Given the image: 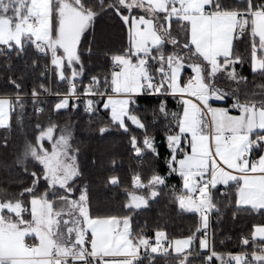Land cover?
I'll use <instances>...</instances> for the list:
<instances>
[{
    "label": "snow or ice",
    "instance_id": "1",
    "mask_svg": "<svg viewBox=\"0 0 264 264\" xmlns=\"http://www.w3.org/2000/svg\"><path fill=\"white\" fill-rule=\"evenodd\" d=\"M105 18L119 22L127 43L106 54L107 70L93 72L96 25ZM0 57L12 90L0 92V129L10 135L17 112L20 126L29 101L37 117L47 96L56 97L54 115L83 102L88 128L100 138L126 136L133 159L157 161L167 150L166 173L133 172L132 187L144 194L128 193L123 208L148 209L167 195L196 217L186 236L171 239L159 227L151 236L135 231L130 214H99L73 125L49 117L4 165L0 264H264V223L241 236L238 253L210 244L213 215L264 216V0H0ZM13 58L23 61L18 76ZM144 95L159 100L151 120L136 103ZM110 163L115 172L116 158ZM173 176L179 185H169ZM106 183L119 187L121 177Z\"/></svg>",
    "mask_w": 264,
    "mask_h": 264
},
{
    "label": "trees",
    "instance_id": "2",
    "mask_svg": "<svg viewBox=\"0 0 264 264\" xmlns=\"http://www.w3.org/2000/svg\"><path fill=\"white\" fill-rule=\"evenodd\" d=\"M95 42L93 44L94 55L88 62L89 68L93 72H101L107 70L109 65L106 61V54L111 51L118 50L122 44L127 43V37L118 21L103 19L96 25ZM89 41L93 40V34H89ZM240 51L244 52V46L241 45ZM4 57H0V92H11L10 87H6L4 78L9 73L3 68ZM43 64L44 61L41 60ZM13 72L11 75L18 76L24 71L23 61H18L15 58L11 60ZM244 74L252 79L248 65L243 68ZM87 80H85V83ZM32 86V77L29 75L27 80L26 91ZM51 87L55 89L57 85L53 81ZM63 91V86H60ZM46 103L42 106L45 112L37 117L34 114L33 107L29 101L24 109L22 124L16 123L17 113L12 115V128L9 133L4 129H0V137L9 135V146L7 149L0 148V191L8 188L5 181L9 180V170L5 169L4 165L11 163L14 159L15 150L23 146L25 138L32 139L36 134L34 125L37 121L42 124H47L49 117L60 125L66 122H71L75 129V144L79 145L81 152L79 163L84 172L85 181L90 182L93 193V205L101 215L108 214H130L133 217V228L135 231L143 229L145 233L151 236L155 229L162 228L166 230L169 238L176 239L184 237L188 234L189 229L194 225L196 217L192 214L180 213L170 197L162 196L158 201L152 202L148 209L138 210L128 213L123 205L128 201V193L135 192L144 194L142 190L134 189L131 184V175L134 171H139L144 178L151 175L153 168L157 169L161 174L167 172L166 157L167 150L164 147L160 148V159L153 161L150 157H145L143 162L132 158L127 151L128 138L119 133L107 135L100 138L97 134L88 128V115L83 111V102L81 108L76 112L61 113L54 115L50 109L56 102L55 96H47ZM136 103L139 105L141 114L147 111V118L152 119L151 109L158 105L159 100L153 95H144L138 98ZM169 110H175L176 102L169 98ZM160 127H163L161 124ZM140 135V131L135 133ZM157 141H160V135H157ZM3 141L0 140V143ZM115 157L118 162V167L115 172L112 171L111 159ZM94 161V163H93ZM119 175L121 177V185L119 187H110L106 183V178L109 175ZM19 178L18 173L12 172L11 179ZM170 186L179 185V177L173 176L168 181ZM16 187L15 184L12 185ZM168 190L166 189L165 192ZM264 223V216L249 215L240 213L238 218L233 219L231 211L225 210L220 216L213 215L211 219L212 239L210 244L214 245L217 252L220 253H238L242 251L243 246L240 244L242 235H250L254 224ZM248 251H251V246H248ZM143 252V250H142ZM144 264H149L148 260H144ZM156 264H175V261L170 258L165 259L160 257ZM195 264H200L199 260Z\"/></svg>",
    "mask_w": 264,
    "mask_h": 264
},
{
    "label": "built area",
    "instance_id": "3",
    "mask_svg": "<svg viewBox=\"0 0 264 264\" xmlns=\"http://www.w3.org/2000/svg\"><path fill=\"white\" fill-rule=\"evenodd\" d=\"M212 237V229H211V231H210V238Z\"/></svg>",
    "mask_w": 264,
    "mask_h": 264
},
{
    "label": "rangeland",
    "instance_id": "4",
    "mask_svg": "<svg viewBox=\"0 0 264 264\" xmlns=\"http://www.w3.org/2000/svg\"><path fill=\"white\" fill-rule=\"evenodd\" d=\"M136 194H139V193H136ZM140 195H142V194H140ZM211 239H212V238H210V242H211Z\"/></svg>",
    "mask_w": 264,
    "mask_h": 264
}]
</instances>
